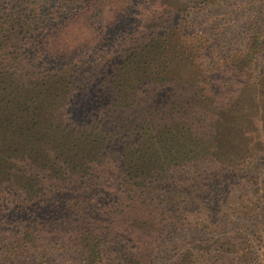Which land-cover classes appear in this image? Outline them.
<instances>
[{
    "label": "trees",
    "instance_id": "obj_1",
    "mask_svg": "<svg viewBox=\"0 0 264 264\" xmlns=\"http://www.w3.org/2000/svg\"><path fill=\"white\" fill-rule=\"evenodd\" d=\"M23 1L24 4L21 0L8 4L10 12L0 6V143L19 146L21 137L25 136L20 133L21 126L37 128L36 133H30L32 139H28L25 146H33L34 138L36 144L32 150L46 146L36 151L35 161L40 162L41 170L27 158L19 164L10 158L11 164L18 166L21 183L28 182L31 192L39 185L44 188L36 181L33 185L31 178L29 181L24 178L28 172L32 177L37 170L38 177L47 176L44 180L52 187L49 191L55 193L54 199H48V202L53 201V206H57L56 197L65 191H68L66 194L76 191L83 204L77 218L74 212L78 208H67L65 204L64 209L73 212L68 218L44 214L34 220L33 223L39 222L34 231L32 223H28L25 228H13L5 239L0 235V246L3 242L7 246L0 249V262L11 258L21 261L25 257L47 260L49 250L56 247L79 250L84 255V264H103L105 252L111 247L126 264H163L161 257L165 251V258L176 259V264L187 261L216 264L226 258L209 259L208 251L213 249L206 247L213 246L190 244L191 249H183L176 244L177 234L186 229L207 233L216 230L227 197L226 192L221 191L227 190L228 185L221 181L203 186L197 179L198 166L203 160L195 151L199 142L205 140L196 138L193 127L200 124L207 130L206 136L211 128L201 119L192 120L183 109H192L196 105L194 96L208 91L209 73L214 70L241 62L251 67L254 64L253 69L256 68L257 58L250 45L253 40L261 41L254 35L260 28L254 26L250 31L245 59L215 61L210 42L182 23L175 31L184 43L181 48L191 54L193 62L186 78L191 80L195 69L197 74L203 70L198 77L202 85L199 90H192V83L188 88L181 87L180 83L163 85L161 95L158 94L161 86L154 89L152 85L153 76L164 73L160 70V59H166L167 54L163 44L155 41L156 37L150 43L153 44L151 49L147 44L133 56L127 54L122 42L116 45L114 42L113 50H105L115 37L128 38V45L134 48L136 38L130 36L134 27L127 15L122 19H106L103 28L88 36L86 42L78 40L73 44L78 27L55 8L85 4V0ZM147 1L144 5L152 7L154 1L162 0ZM115 2L136 8V3L141 4L142 0ZM196 2L202 3V0ZM194 48L201 51L198 57L194 56ZM82 57L86 58L81 60ZM142 59L147 61L140 66ZM79 76L98 82L81 85L77 82ZM260 77L258 74L254 79ZM240 79L251 83L253 76L244 75ZM80 91H83L80 95L84 93L82 97L71 103L70 97L76 98ZM182 92L188 93V99L180 101V97L186 98ZM160 98H168L167 105L162 107L165 100ZM248 101L247 91L242 90L231 109L240 111ZM67 106H74L80 121L71 113H65ZM100 109L104 111L97 125L94 114ZM84 118L87 124L82 129L76 123L81 124ZM55 123L58 126L51 127ZM121 131L127 134L126 138L118 137ZM214 144L218 146L203 148L205 154H217L213 164L227 162V166H235L236 158L230 156L232 148L219 139ZM128 156L131 162H126ZM136 157L138 161L153 158L156 163L139 165L134 163ZM18 159L21 161V157ZM207 160L213 161L205 158V162ZM62 166L75 171L71 175L68 172V183L59 179L63 176ZM120 166L122 175L114 171ZM154 166L160 175L155 179ZM47 168L52 171L47 172ZM9 189H14L13 184ZM24 201L28 203L30 197L25 196ZM12 241L16 242L15 248H8L7 243Z\"/></svg>",
    "mask_w": 264,
    "mask_h": 264
},
{
    "label": "rangeland",
    "instance_id": "obj_2",
    "mask_svg": "<svg viewBox=\"0 0 264 264\" xmlns=\"http://www.w3.org/2000/svg\"><path fill=\"white\" fill-rule=\"evenodd\" d=\"M14 1L18 0H2L0 6L10 12L11 9L7 5L12 4ZM21 1L24 4L25 1ZM84 2L85 4L78 3L72 7L61 6V9L55 8L65 17L69 16L71 21H74L78 27V35L73 44L78 40H80L79 43L86 42L88 36L91 37L94 32L98 31L99 27L103 28L106 19H122L124 15H127L129 22L134 27L130 32V36L136 38L134 48L128 45V38L125 41L115 37L110 44L105 46V50H113L112 44L114 42L115 45L122 42L127 54L133 56L134 52L140 53L142 49H145L147 44L151 49L153 44L150 43L156 37L157 40L155 41L163 44L167 54L166 59H160L162 64L160 70L164 73L157 76L163 77L165 81L157 80L158 78L155 75L153 76L154 82L152 85L154 89L161 86L158 90V94L161 95L164 94L161 92L163 85L169 86L180 83L181 87L188 88L192 83V90H199V86L202 85V82L198 81V77L203 70H200L197 74L195 69L194 77L191 80L186 78L190 74L189 69L193 62L190 59L191 54L187 53V50L185 53V49L181 48L184 43L177 37L175 31V28L181 26L182 23L189 31L204 36L210 42L215 61H222L227 58L245 59L250 31L254 26L260 28V30L257 29L254 32V35L255 39L260 38L261 41L255 42L253 40L252 45H250L251 49L255 51V58H257L256 68L253 69L254 64L251 67L246 62H241L222 67L218 71L214 70L209 73L208 91L200 92V94L194 96L196 105H193L192 109H183V112L192 120L198 122L201 119L208 123L211 128L206 136L208 132L200 124L193 127L196 138L207 141L199 142L195 151L199 154L198 158L203 160L200 161L198 166L200 170L196 173L197 179L202 182L203 186L216 182L220 183L221 181H225L228 185L227 190L223 189L221 191L222 194L226 192L227 197L220 214V224L216 227V230L207 233L186 229L177 234L176 244L183 249L188 247L191 249L193 246H213L211 248L206 247L209 250L213 249L212 252L208 251L209 259L226 257L216 264H264V0H202V3L196 2V0H162L160 2L154 1L152 7L144 5L148 1L142 0L141 4L136 3V8H133L132 5L117 3L115 0H85ZM140 44L141 46H139ZM199 52L201 51L194 48L195 57H198ZM161 53L159 54L161 55ZM195 57L194 59H196ZM85 58L82 57L81 60ZM155 59L157 61L159 57ZM113 60L115 61V59ZM142 60L140 66L147 61ZM258 74H261V77L254 79ZM244 75L253 76V81L251 83L241 81L240 78ZM77 82L83 85L85 82L95 84L98 81L93 78L87 80L79 76ZM249 89L252 90L249 91ZM242 90L247 91L249 101L243 104L240 111L231 109ZM82 92L80 91L76 98L71 96V103L81 98V95L84 94L80 95ZM167 93H170L169 90ZM203 93H205L204 97H202ZM182 94L186 98L180 97V101L188 99L187 92H182ZM170 98L174 99V97ZM161 99L165 100V104L162 106L164 107L167 105L168 98H160L159 100ZM205 105L209 106L206 107ZM67 107L65 113H71V116L73 115L77 121H80V119H77L74 106L73 108L71 106ZM99 111L94 114L96 117L94 124L97 125L100 114L104 110L101 111L100 109ZM89 120L92 121L93 118H89ZM76 124L83 129L85 128L83 126L87 124V119L84 118L81 121L82 125L79 122ZM57 126V123L51 125L53 128ZM32 128L29 125L21 126L20 133H25V136L21 137L19 146L10 147L9 144L0 143V235L3 236V239L11 235L13 228H25L28 223H32L31 230L34 231L39 223H33L34 220H39V216L44 214L49 216L52 213L53 217L57 215L68 218L73 212L65 210V204H67V208L71 206L78 208L74 212L77 218L79 216L78 210L81 209L80 206L83 204L82 199H78L80 197L77 196L76 191H73L74 194L73 192L66 194L68 191H65L62 196L59 194L56 197L55 204L57 206H53L51 203L53 201L48 202V199H54L55 193L49 191L52 187H50V183H46V180H44L47 176L40 175L38 177L37 170H34L32 177L28 172L24 178L28 181L31 178L33 185L36 181V183L44 185V188L39 185L31 192L28 188V182L21 183V173L18 171V166H13L10 158L13 157L18 164L24 162L27 158L30 162L39 166L40 162L35 161L37 158L36 151L46 148V146H43L32 150L36 144L35 138L33 146L30 145V148H26L25 142L32 139L30 133L37 132V128H33L35 129L34 132ZM121 136L126 138L127 134L121 131L118 137ZM216 139L224 142L223 145L232 148L233 152H230V156L236 158L235 166H227V162L213 164L217 154H205L203 152V148L218 146V144H214ZM19 157H21V161H19ZM208 157L213 161L207 160L205 162V158L209 159ZM137 159L138 157L134 159V163L139 165L147 162L156 163L153 158L141 161ZM131 161L132 159L128 156L126 162ZM40 167L39 170H41ZM62 167L64 169L63 176L59 179L68 183V172L71 175L75 171H72V167ZM46 171L50 172L52 169L47 168ZM114 171L121 175L123 173L121 166L114 168ZM152 174L154 179L160 176L159 171L155 170V166L152 167ZM11 184L14 186L12 191L9 189ZM57 191L61 192L62 190L57 189ZM72 194L74 196L71 200L70 195ZM25 196L30 197L28 203L24 201ZM26 204H28V207ZM24 221L26 222L24 223ZM17 230L14 231L17 232ZM208 241H210V244H207ZM5 244L3 242L0 249L2 247L7 248ZM7 244L8 248L9 246L12 248L16 246L15 241ZM190 244H193V246H190ZM205 249H203L204 254H206ZM49 251L47 260L25 257L19 261L17 258H11L3 259L0 264H84L83 253L75 248L63 250L56 247ZM165 253L166 251L161 257V262L163 264H176V259H172V261L166 259ZM5 255L4 253L3 256ZM103 264L126 263L120 254L117 255L115 248L111 247L107 248L105 252V262ZM184 264L190 263L187 261Z\"/></svg>",
    "mask_w": 264,
    "mask_h": 264
}]
</instances>
